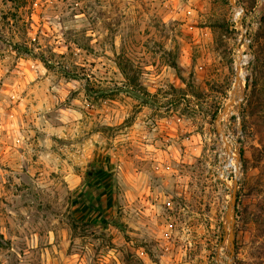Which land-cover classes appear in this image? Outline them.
I'll return each mask as SVG.
<instances>
[{
  "label": "rangeland",
  "instance_id": "1",
  "mask_svg": "<svg viewBox=\"0 0 264 264\" xmlns=\"http://www.w3.org/2000/svg\"><path fill=\"white\" fill-rule=\"evenodd\" d=\"M0 264H264V0H0Z\"/></svg>",
  "mask_w": 264,
  "mask_h": 264
},
{
  "label": "bare ground",
  "instance_id": "2",
  "mask_svg": "<svg viewBox=\"0 0 264 264\" xmlns=\"http://www.w3.org/2000/svg\"><path fill=\"white\" fill-rule=\"evenodd\" d=\"M245 57L244 56H240L238 58V62H237V80L233 89V92L231 94L230 97V101L231 99H233L234 102H232V105L229 108L228 113L225 115L224 117V122H226L225 120L229 117V115L232 113L233 111V107L237 104V102H239L241 94H242V87H243V81H244V73L241 70L242 66L245 64L244 62ZM234 159H230V164L228 165V167H234L233 164Z\"/></svg>",
  "mask_w": 264,
  "mask_h": 264
},
{
  "label": "water",
  "instance_id": "3",
  "mask_svg": "<svg viewBox=\"0 0 264 264\" xmlns=\"http://www.w3.org/2000/svg\"><path fill=\"white\" fill-rule=\"evenodd\" d=\"M236 186H237V181H235V189H234V192L232 195L231 205H230L229 210H228V216L229 217H230L232 210H233L234 206L236 205V201H237V187Z\"/></svg>",
  "mask_w": 264,
  "mask_h": 264
}]
</instances>
